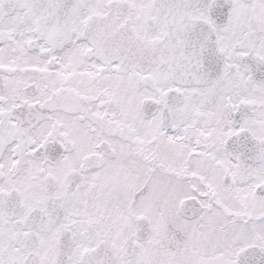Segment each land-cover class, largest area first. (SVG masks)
<instances>
[{
  "label": "snow or ice",
  "instance_id": "snow-or-ice-1",
  "mask_svg": "<svg viewBox=\"0 0 264 264\" xmlns=\"http://www.w3.org/2000/svg\"><path fill=\"white\" fill-rule=\"evenodd\" d=\"M0 264H264V0H0Z\"/></svg>",
  "mask_w": 264,
  "mask_h": 264
}]
</instances>
